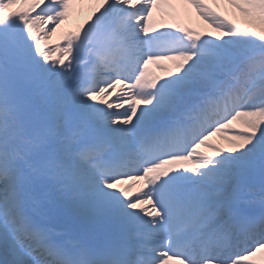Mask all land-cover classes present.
I'll list each match as a JSON object with an SVG mask.
<instances>
[{"label":"snow or ice","instance_id":"snow-or-ice-1","mask_svg":"<svg viewBox=\"0 0 264 264\" xmlns=\"http://www.w3.org/2000/svg\"><path fill=\"white\" fill-rule=\"evenodd\" d=\"M219 2L243 24L207 0L178 3L210 32L166 23L170 0H95L85 25L49 45L84 0H0V237L12 264L37 250L51 259L30 264H264V214L220 194L264 163V0ZM85 49L110 79L71 83ZM21 84L96 130L89 155L54 136ZM48 177L72 212L118 239L69 247L35 222L25 192ZM239 237L247 243L234 251Z\"/></svg>","mask_w":264,"mask_h":264},{"label":"bare ground","instance_id":"bare-ground-1","mask_svg":"<svg viewBox=\"0 0 264 264\" xmlns=\"http://www.w3.org/2000/svg\"><path fill=\"white\" fill-rule=\"evenodd\" d=\"M170 3L172 4V11L174 13V18H169L167 16L163 17L164 21L166 23L169 24H178L181 23L182 25H184L187 28H191V29H195V26H199V27H206L208 30L212 31L210 28L207 27V25L198 18V16L196 15L195 11L192 9V11H189V6L185 5L184 9H183V14H181V16H178V13L176 12V9L180 10L181 7H179V3H176L175 0H170ZM168 11V10H166ZM194 12V13H193ZM231 12H233L231 10ZM74 14V13H73ZM239 14V13H237ZM236 15V13H235ZM74 16V15H73ZM193 16L196 17V19H193ZM169 63V62H167ZM162 75H164L163 72H161ZM223 112V111H222ZM213 141L216 143H220L223 146V142L219 140L218 137H216L215 139L213 138ZM91 224L94 222L89 221ZM96 222V221H95ZM0 248H1V244H0ZM261 257L258 255L257 257H255V259L259 260Z\"/></svg>","mask_w":264,"mask_h":264},{"label":"rangeland","instance_id":"rangeland-1","mask_svg":"<svg viewBox=\"0 0 264 264\" xmlns=\"http://www.w3.org/2000/svg\"><path fill=\"white\" fill-rule=\"evenodd\" d=\"M93 1L94 0H84V3L83 4H80V9H78V15L77 16H79L80 14H81V12L80 11H83V13H85V17H91V15H92V11L95 9H93ZM86 3V4H85ZM78 5V4H77ZM81 5H83V7H81ZM215 5H217L218 7H223V8H225V9H227V8H229L227 5H225V4H223V3H220L219 2V0H217V3L215 4ZM77 16H76V19H75V21H79L80 19H78L77 18ZM154 17H155V19H156V21H159L160 19H161V16H160V14H158V13H154ZM238 19V18H237ZM81 20H83V19H81ZM164 20V19H163ZM238 20H240L242 23H243V19L241 18V19H238ZM63 28V27H62ZM62 28H58L57 30H56V32H54L52 35H51V38L48 40L49 41V43H52L53 41H55V40H58L59 39V36H60V32H61V30H62ZM203 31L205 30V31H209L210 32V30H208L205 26L204 27H200ZM167 62H165V65L166 66H169L170 67V63H167ZM159 71H160V69H158ZM159 71H157L156 73H153V74H155V75H160V73H159ZM28 90H29V93H31V100H33L34 99V96H35V93H34V90H33V87H30V86H28ZM3 188V185L2 184H0V189H2ZM0 238H4V237H0ZM5 240H6V244L9 242L6 238H4ZM15 257L13 256V257H11L10 259L11 260H13Z\"/></svg>","mask_w":264,"mask_h":264}]
</instances>
